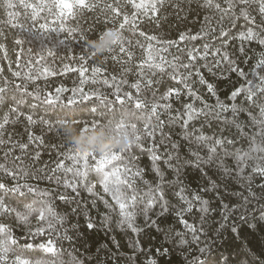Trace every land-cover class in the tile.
<instances>
[{"label":"trees","instance_id":"16d2710c","mask_svg":"<svg viewBox=\"0 0 264 264\" xmlns=\"http://www.w3.org/2000/svg\"><path fill=\"white\" fill-rule=\"evenodd\" d=\"M9 2L14 6L7 7ZM65 2L74 7L60 15L56 0H0V183L19 188L0 189V201L10 210L0 213V224L7 225L17 241L8 243L0 264H264V174L255 170L264 169V136L256 135L261 126L251 119H259V105H264V93L258 90L264 78V66H258L264 59L260 0H231V9L228 0H212L211 5L206 0H86L96 5L91 9L75 7V0ZM141 3L146 7H134ZM151 3H156L155 10L147 7ZM125 16L130 21L122 30L126 52L117 48L92 56L87 42L118 28ZM249 30L254 37L241 39ZM189 52L195 59H189ZM147 81L152 83L146 86ZM135 83L141 86L139 93L132 87ZM209 84L215 94L208 91ZM249 88L256 92L252 100L246 98ZM170 89L173 95L161 100ZM45 99L55 102L47 104ZM138 99L149 107L157 101L171 104L167 111L158 108L159 121L152 118L153 136L144 133L149 108H136ZM218 101L228 110L221 111ZM188 104L201 113L192 120L186 115ZM233 105L243 109L235 117ZM65 119L71 123H58ZM93 123L113 128L122 123L129 133L135 125L141 136L139 146L133 144L122 160L104 169L119 167L122 178L125 166L141 173L132 188L124 187L127 203L136 198L126 210L135 213L138 233L127 224L118 225L120 210L110 197H105L109 207L100 200L94 206L95 198L83 185H78L79 195L63 186L77 169L84 170L83 160L67 158L74 145L105 151L117 143L107 129L81 134L85 124ZM200 135L225 141L210 163L203 161L214 139L201 143L196 140ZM224 150L249 153L239 176L234 157H225ZM87 164L88 181L95 184L96 160L89 157ZM224 167L231 171L225 173ZM181 189L192 201L191 210L177 195ZM95 191L101 192L99 184ZM44 192L49 195H41ZM153 197L155 203L145 215ZM202 201H207V212L201 211ZM45 202L52 209L46 215L54 227L30 236L18 225L16 212ZM35 216L29 218L33 230L38 226ZM181 236L186 243H180ZM49 243L54 253L44 251Z\"/></svg>","mask_w":264,"mask_h":264},{"label":"snow or ice","instance_id":"6c2138e0","mask_svg":"<svg viewBox=\"0 0 264 264\" xmlns=\"http://www.w3.org/2000/svg\"><path fill=\"white\" fill-rule=\"evenodd\" d=\"M158 2L163 4V0H158ZM206 2H207V4L211 5L212 0H206ZM242 2L247 3V0H242ZM13 6L14 5L12 3H10V2L7 3V7L11 8ZM55 6L60 9V15L64 14V10H66V9L70 10L74 7L73 4L67 3V2H65V0H56ZM75 7L91 9V8L96 7V5L91 4V3H86V0H75ZM107 7L112 9L111 5H108ZM134 7H136L137 9H140V8H145L146 5L141 3V4L134 5ZM147 7H151L153 10H155L156 9V3H151L150 5H147ZM216 7L219 8L220 5L217 4ZM228 7H229V9L234 7V5L231 3V0H228ZM112 11H116V10L112 9ZM260 12L262 15H264V0H260ZM241 15L245 16L246 18L248 17V13L245 10L241 11ZM113 19H115V17H113ZM129 23H130L129 18L127 16H125L123 22L119 24L118 28L110 29V30H114V31L118 32L120 34V36L116 42V46L114 48L110 49L108 53L114 52L117 48L122 53L126 52V49L124 47L125 37L123 36L122 30H124L125 26ZM133 27H135V26L133 25ZM107 31H102L99 34L98 38H101ZM254 35L255 34L251 30H249L246 34H241V39H244L245 37H247L248 39H252L254 37ZM183 38L184 37L182 36L181 39H183ZM192 39H196V37H192ZM260 42H261V44H264V40H262ZM91 55L95 56L96 53L91 50ZM129 55H130V53H129ZM188 56H189L190 60L195 59V56L193 55L192 52H189ZM113 58H115V57H113ZM224 59L225 60L228 59L226 54L224 56ZM154 66L156 68L160 69L161 71L164 70L162 64H156ZM258 66H264V59H261L259 61ZM172 67L175 70V65H172ZM183 67L188 68L189 65L185 64V65H183ZM230 70L231 71H238V69L236 67H231ZM99 71H100L99 68L94 69V73H98ZM240 74L243 75L242 72ZM81 75H83V73H81ZM172 78L176 79V75H173ZM183 79L187 80L188 77H184ZM80 83H81V85H83L85 83V81L81 80ZM104 83L107 84L108 81L105 80ZM151 83H152L151 81H147L146 86L150 85ZM200 83L203 84L204 81L201 80ZM132 87L137 90V93L140 92L141 86L139 83L133 84ZM258 90L261 93H264V78H261V85L258 86ZM3 91H4V89L0 88V92H3ZM56 91H57V93H59V92H61V89H57ZM80 91L82 92L83 90L80 89ZM118 91H119V89L117 88V92ZM173 91L174 90H171V89L168 90L163 96L160 97V99L167 101L169 99V97H171L173 95ZM208 91L210 93L215 94L213 86L210 84L208 85ZM192 94L195 95V93H192ZM125 95H128L129 99H131V96L129 94L126 93ZM236 95H238V92L233 93V97H235ZM255 95H256V92L252 88H249L247 90V97L246 98L248 100H252ZM84 98L87 99L90 97L85 96ZM57 99H58V97H57ZM118 99H119V97H118ZM44 102L47 104H52L55 101L52 99H45ZM123 102H124L123 100H120V103H123ZM69 103L70 104L74 103V101H69ZM217 105L221 109V111H227L228 110L224 105L220 104L219 101L217 102ZM135 106L138 109L149 108V113L147 116L148 122L145 123V126H144V133L147 136H153L155 133L156 128L153 127L152 130H149V124L151 123V120L153 117H155L157 121L160 120L158 108H162L165 111H167L168 109L171 108V104H169V103L160 104L158 101L153 102L149 107V105L146 102L141 101L139 99L136 101ZM205 106L208 107L207 105H205ZM232 111H233V116L235 117L236 113L238 111H243V109H238L236 107V105H233ZM199 114H201V113L197 112L191 104L186 105V115L188 117V120L194 119L195 116L199 115ZM216 117L219 118L220 113H217ZM27 119L30 122L32 121L31 116H28ZM251 119H252L254 124H258L261 126L260 130L256 133V135L264 136V105H259V119H257L256 116H251ZM58 123L67 124V123H71V121H68L65 119V120L58 121ZM157 126H159V125H157ZM184 126L185 127L187 126V121H185ZM0 127H2V125H0ZM236 127L241 132V134L244 135L243 129L241 128V126L239 124H237ZM98 129L99 130L107 129V131L112 134L110 138L113 140H116L117 143H119L121 140L124 141L125 147H123V148L112 147L111 149L106 150V151H99V150H97L96 147L93 146V147H90L88 150L82 151L74 145L73 149H70V155L67 158L73 159L76 161L83 160L84 161V170L81 171V170L77 169L74 172V179L70 182L65 181L63 186L65 188H70L72 190V192L79 195L78 185H83L84 189L88 192L89 196L95 198L92 201L94 206L96 204V200H100L104 203L105 207H109L108 200L105 199V197H110L112 199L113 203H115L120 210L121 219L118 221V225L123 226L124 224H127V227L129 229H131L133 232L138 233L140 231V229H138L134 225L135 213L132 211L126 210L129 207L134 206L136 198L132 197L131 198V201H132L131 204L127 203L128 197L125 195L124 187L132 188L133 184L135 183L134 177L140 176L141 173L139 171L132 172V170L130 168L125 166L124 176L122 178L121 169L119 167L114 166V168L112 170H109V171H105L104 169H105V165L110 164L113 161L122 160L124 158L123 154L127 151H130L131 146L133 144H136L139 146L140 141H141V136H140V134L137 133L135 125L132 126V132L129 133V132L124 130V125L122 123L119 124L118 126L114 127V128L111 127L110 125H103L102 126V125L97 124V123H93L92 125L85 124V126H83L79 131L81 132V134H86V133H90V132H96ZM57 131H58V135H59V130H57ZM185 138H187V136H185ZM213 139H214L213 137H206L204 135H200V136L196 137V140L198 142H201V143H206L207 141L213 140ZM224 143H225L224 139L221 138V139H214L213 144L207 145L209 155H208L207 161H203V162L204 163H210L217 154V147L223 148ZM227 143L231 144L232 141L229 140V141H227ZM21 147L23 148L26 146L21 145ZM252 150L256 151L257 149L253 148ZM224 156L225 157H229V156L234 157L236 165H237L236 173L238 176L241 173H243V171H244L243 165L246 163V160L251 158L248 152H241V151H238L237 153L232 154V153H229L227 150H224ZM89 157L96 160V164H95L93 170L98 174V178H97V182L95 184L88 181L89 169H88L87 161H88ZM153 159L154 160L158 159V157L153 155ZM197 161L198 162L201 161V158L199 157L198 154H197ZM220 163H221V167H223V160H221ZM0 167H2V166H0ZM57 167L58 168L62 167V165L58 164ZM223 170L225 173H228L231 171L227 167H224ZM255 170L261 172V174H264V169L257 168ZM53 171H55V170H53ZM67 171H73V170L67 169ZM8 175H12V173L9 172ZM85 181H88V183L85 184ZM97 184H99L100 189H101V192H99V193L95 191ZM213 187H215V184H213ZM0 189L4 190L6 192H17V191H19V188H16V187H13L11 189H7V188H5V185L2 183H0ZM28 191L33 192V191H35V189L28 187ZM156 191L159 194L160 199H163V191L160 188L159 184L157 185ZM21 195H23L22 192H21ZM41 195L47 196V195H49V193L44 192V193H41ZM177 195H179L181 197V199H184L185 203L188 205L187 210H191V208L193 207L192 201L187 200L183 196V189H181V191L179 193H177ZM59 198L61 200L67 199V197H65L63 195H61ZM196 199H199V198L197 197ZM154 203H155V197H153L152 200H150L148 205L146 206L145 215H147V209L152 207V205ZM247 203H249V200L247 198H245V204H247ZM202 205L203 206L201 208V211L207 212L208 211L207 201H202ZM225 208H227V205H225ZM163 210L167 211L166 205L163 206ZM9 211L10 210L7 208V206L4 204V202L0 201V213H6ZM51 212H52V209L46 202L43 203L42 206L38 207V208H34L32 205H28L27 211L25 213L16 212V221H17L19 226L28 230V235H30V236L42 235L45 233L46 229L51 230L54 227V225L48 221L47 215H46V214H51ZM33 213L36 214L35 219H36L37 224H38V226L34 230L30 227L31 222L29 219ZM88 227L89 228L93 227V224L91 222H89ZM186 227H188L190 231L195 233V229L192 228V226L186 225ZM10 233H11V229L7 225L0 224V261L6 260L7 254L9 252L8 243L11 242L12 244H15L17 242L15 240L14 236L11 235ZM197 239H198V237L194 234L193 240L195 241ZM180 243L181 244L186 243V241L183 239V236H181ZM44 251L47 253H54L55 250L51 246V243H49V245L44 248ZM201 251L203 252L204 249H201ZM61 264H63V262H61Z\"/></svg>","mask_w":264,"mask_h":264},{"label":"clouds","instance_id":"9594fccd","mask_svg":"<svg viewBox=\"0 0 264 264\" xmlns=\"http://www.w3.org/2000/svg\"><path fill=\"white\" fill-rule=\"evenodd\" d=\"M119 36L120 34L118 32L108 30L101 38L89 40L87 42L88 47L96 53V56H103L105 53H108L110 49L116 46ZM112 147L123 148L125 147V143L121 140L119 143L107 145L104 150H109ZM81 150L83 151L84 149L82 148Z\"/></svg>","mask_w":264,"mask_h":264}]
</instances>
